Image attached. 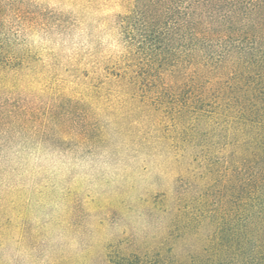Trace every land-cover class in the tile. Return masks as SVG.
Segmentation results:
<instances>
[{
	"label": "rangeland",
	"instance_id": "rangeland-1",
	"mask_svg": "<svg viewBox=\"0 0 264 264\" xmlns=\"http://www.w3.org/2000/svg\"><path fill=\"white\" fill-rule=\"evenodd\" d=\"M213 48L175 74V0H0V245L98 224L103 242L59 264H242L257 202L240 178L262 119L233 87L244 62L217 72ZM52 144L95 157L91 178L58 180Z\"/></svg>",
	"mask_w": 264,
	"mask_h": 264
},
{
	"label": "trees",
	"instance_id": "trees-1",
	"mask_svg": "<svg viewBox=\"0 0 264 264\" xmlns=\"http://www.w3.org/2000/svg\"><path fill=\"white\" fill-rule=\"evenodd\" d=\"M217 19L219 21H216ZM214 21L216 27L212 26ZM225 22L231 25L242 22L244 27L237 30L235 26V30L224 34L225 29H221L220 25ZM236 36H238V46H233V37ZM262 42H264V0H175V74L181 71L185 62L191 64L190 60H195L197 53L204 50L209 52L210 48L216 45L218 52L215 51L212 57L218 61L217 65L225 64L219 67L217 72L224 73L223 70L228 69L229 66L234 69V63H226L234 61V57L244 62L246 71L239 72L241 74L233 80V87L241 91L242 98L247 96L249 102H256L257 108L250 111L261 114L262 120L257 122L259 128H256L254 137L256 140L259 139L263 147H256L257 152L249 154L252 159L248 164L243 165L244 172L240 178L244 190L243 201L257 202L255 208H252V203L242 202V205L247 204L248 208L255 209L256 212L249 213L246 218L247 226L242 230L245 238L239 248L242 264H264V48L261 46ZM209 43L211 46H207ZM222 44L224 49L220 50ZM227 46L228 49L235 47L234 57L232 50H227ZM192 88L197 89V87ZM192 93L195 94L196 91L193 90ZM227 96L230 97L229 94ZM261 156L262 160H260ZM216 246L213 251L218 254L221 251L220 243ZM139 261L122 259L116 264H143Z\"/></svg>",
	"mask_w": 264,
	"mask_h": 264
},
{
	"label": "clouds",
	"instance_id": "clouds-1",
	"mask_svg": "<svg viewBox=\"0 0 264 264\" xmlns=\"http://www.w3.org/2000/svg\"><path fill=\"white\" fill-rule=\"evenodd\" d=\"M49 152L54 153L60 161L58 169L52 172L58 180L63 181L72 170L82 173L85 178H91V173L95 171V157L90 153L66 150L55 144L50 145ZM61 161L66 163L61 164ZM54 207L57 210H62L59 204ZM56 215L57 212H53L50 217L45 216V219H55ZM126 219L137 230L147 228L138 210L127 212ZM35 222L39 224L40 220L37 219ZM89 227L93 231L77 232L70 238L63 223L55 227L53 224H47L45 225L47 235L32 247L22 245L19 237L13 236L0 245V249H2L0 264H59L57 257L67 258L73 254L77 259H82L85 253L90 250L91 245L101 243L105 239V227L98 224H92ZM123 228L126 229L127 224L123 225ZM116 230L120 231V226H117Z\"/></svg>",
	"mask_w": 264,
	"mask_h": 264
}]
</instances>
